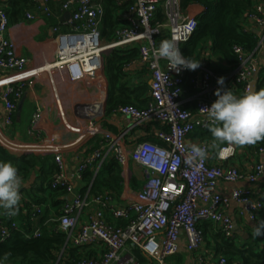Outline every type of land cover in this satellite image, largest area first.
<instances>
[{
  "label": "built area",
  "instance_id": "1",
  "mask_svg": "<svg viewBox=\"0 0 264 264\" xmlns=\"http://www.w3.org/2000/svg\"><path fill=\"white\" fill-rule=\"evenodd\" d=\"M118 4L130 2L120 15L125 24L115 31L116 38L107 42L101 33L104 9L99 1L65 0L61 12H69L67 23L72 27L68 33L56 36L57 51L55 62L63 63L69 78L73 81L85 77H96L103 71V52L117 47H137L138 60L150 71L149 98L145 107L120 105L115 109L128 117L131 126L141 121L154 119L161 124L155 134L160 143L139 141L128 154L123 144L124 133L118 135L106 132L99 146L85 159L81 160L74 174L80 180L85 169L94 165L96 174L101 163L111 156L121 167L128 160L136 163L143 174V184L134 191L128 202L119 204L118 197L111 193L92 194L91 183L83 190L74 191L73 183L63 173L62 159L54 156L57 172L53 175L52 187L62 186L65 199L60 215L54 219L56 228L66 235V243L75 247L100 245L103 252L97 259H82L72 264H138L133 253L138 250L152 264H166V259L177 252V242L184 236L189 251H196L204 238L199 226L202 222L217 225L226 236L233 235V221L223 212L230 201L220 195L216 189L219 180L236 182L247 180L256 183L264 173V159L254 164L249 173L242 172L236 166L210 164L208 158H198L189 163L193 155L188 139L196 127L205 128L211 124L206 110H201L217 99L215 90L221 87L218 76L206 60L196 70L181 68L179 72L170 69L167 60L153 55L158 48L156 38L167 31L170 39L178 46L187 41L197 27L198 10H183L180 0H117ZM40 9L45 15L50 11L43 0ZM161 8L162 16L157 17ZM36 15L27 12L26 18ZM8 18L0 9V71L20 72L26 64L24 57L18 56L14 44L4 37L8 28ZM256 25L260 28L257 44L253 51L247 52L241 46H234L237 66L225 76L224 85L234 78L244 84L243 91L250 90L252 80L258 76V52H264V3L257 4L248 14L244 28ZM251 31V30H249ZM26 78L23 75L6 76L0 80V100L7 113L5 124L11 122L12 112L22 95L21 86ZM17 83V84H16ZM185 83L193 90L191 100L195 99V110L185 107L190 99H184ZM223 85V87H224ZM40 118L39 111L32 117V125ZM197 146L209 148L206 143ZM235 153V146L228 144L219 148L218 158L226 161ZM264 156V148L256 153ZM67 195H70L69 197ZM231 199L245 206L248 217L256 221L259 211L264 208L262 200L251 199L249 193L236 189ZM255 205V207L253 206ZM42 207L32 204L31 220L41 213ZM83 215L86 220L81 221ZM126 220L125 225L109 223L107 217ZM12 229L22 230L15 221L0 222V241H3ZM28 237L40 236L39 228ZM216 264H242L220 257Z\"/></svg>",
  "mask_w": 264,
  "mask_h": 264
},
{
  "label": "crops",
  "instance_id": "2",
  "mask_svg": "<svg viewBox=\"0 0 264 264\" xmlns=\"http://www.w3.org/2000/svg\"><path fill=\"white\" fill-rule=\"evenodd\" d=\"M36 1L41 4V8L44 6L43 0ZM61 5L59 7L54 1L52 7H48L49 15L43 14L41 10H30V13L36 15L34 18L27 19L25 15L23 20L9 24L4 32V37L14 44L17 55L24 57L26 64L20 72L0 71V80L6 76L15 77L17 75H23L27 80L21 86L22 95L12 112L9 125L5 124L7 113L0 100V144L17 155L33 152L45 159L54 160V156L59 154L62 159L63 173L73 183L74 191H79L85 187L82 186L81 179L77 180L74 176L77 167L81 160L99 146L106 132L116 135L124 133L123 144L130 155L132 147L139 141L146 140L159 144L155 134L161 128V124L154 119H149L130 127L129 118L115 112L120 105L107 111L110 83L104 69L96 77H85L73 81L69 78L65 65L55 62L57 34L68 33L72 29L67 23L66 12H61ZM187 10H198L200 13L202 7L191 5ZM246 28L256 34L260 31L256 25H247ZM109 51L110 49L103 53V57ZM256 59L259 66L257 75L264 74V52H258ZM203 60H206L212 69H218L221 75L226 74L225 63L212 56L209 48L201 51L200 63ZM125 71L128 72L131 90L138 85L145 88L140 96L134 99L135 105H132L139 108L145 107L149 98L150 71L137 57L125 67ZM184 87L186 91L182 96L184 99H190L185 104V107L190 109L195 105V99L191 100L194 92L188 83H185ZM224 88L238 96L232 85L226 84ZM1 90L2 88H0V93ZM132 95L134 96L133 93ZM214 98H217L215 94ZM36 111H39L40 118L35 125H32L31 120ZM201 141L198 136L191 134L187 142L191 145H198ZM211 142H205L209 148L207 158L210 164L236 166L242 172L249 173L254 164L264 159V156L234 145V155L223 161L218 158V150L228 143L213 148V141ZM110 159L112 157L108 156L105 161ZM93 168L94 165L89 167L91 171ZM121 169L123 181L118 198L119 204H125L131 194L141 188L144 179L142 169L131 160H128ZM35 177L36 174H33L23 183L22 188H28ZM215 189L220 195L230 199L228 205L223 208V212L232 219L233 235L231 238L235 246H240L249 239L256 221L249 219L243 204L230 197L234 190L239 189L249 193L253 200L264 199V173L254 184L245 179L236 182L219 180ZM43 207L44 210L48 208L51 215L55 216L54 208L50 206V203L43 204L42 210ZM84 220H86V215L81 218V221ZM203 230L204 238L196 251L187 249L186 240L181 235L177 242V252L166 259V264H216L218 259L223 257L217 246L220 230L212 223H207ZM127 251H131L135 256L136 249ZM138 264H152V261L142 255Z\"/></svg>",
  "mask_w": 264,
  "mask_h": 264
},
{
  "label": "trees",
  "instance_id": "3",
  "mask_svg": "<svg viewBox=\"0 0 264 264\" xmlns=\"http://www.w3.org/2000/svg\"><path fill=\"white\" fill-rule=\"evenodd\" d=\"M54 1L60 7L65 0H46V5L52 7ZM99 2L104 9L101 24L102 36L107 42L113 41L116 38L115 31L125 24L120 15L127 9L130 2L123 4H118L117 0H100ZM260 3H264V0H180L183 10L191 5L202 7V11L196 17V30L187 41L179 45L182 54L199 61L201 51L209 48L212 56L225 63L227 71L225 75H227L238 64L233 47L241 46L247 52H251L257 44V35L243 28L247 14ZM0 9L5 12L8 24H13L23 20L30 10L40 11L41 4L36 0H0ZM161 16V8H159L157 17ZM164 39H170L167 31L162 37L156 38V44L160 45ZM137 55V47H117L104 55V70L110 83L107 111H111L118 105H135L134 99L145 90L142 85L131 90L128 72L125 71V67ZM225 75H219V77H225ZM230 85L238 97L244 94L242 82L233 78ZM261 88H264V74L260 73L255 91ZM190 109L194 111L195 105ZM209 126L196 127L192 134L198 136L202 140L201 143H212L213 137ZM241 147L249 152L257 153L260 148H264V140L254 145ZM0 161H11L17 167L23 183L36 174L33 183L28 188L20 190L22 199L18 214L9 216L0 209V222L15 221L22 229H12L9 235L0 241V264H72L82 259H97L101 255L103 248L100 245L75 247L66 243V235L55 229L56 222L50 220L56 219L61 214L60 208L66 192L62 186L52 187L53 175L58 171L54 160L45 159L33 152L17 155L0 144ZM121 170V166L114 159L104 160L96 174L89 168L83 171L82 186L85 187L91 183L92 194L111 193L114 197H118L123 181ZM261 200L264 202V199ZM48 203L54 208L55 216L51 215L48 208L44 210L43 207L42 214L37 215L36 223L32 221V204L42 207L43 204ZM107 220L114 225H125L127 222L111 216H108ZM261 220H264V208L258 213L256 225ZM207 223L210 222H202L199 226L203 229ZM35 228H39L40 236L28 237L26 234H31ZM253 229L249 239L240 246H235L231 237H226L219 231L217 246L221 254L230 261L237 259L242 264H264V235L254 236ZM135 252L139 261L142 254L137 250ZM6 254L7 259H5Z\"/></svg>",
  "mask_w": 264,
  "mask_h": 264
},
{
  "label": "clouds",
  "instance_id": "4",
  "mask_svg": "<svg viewBox=\"0 0 264 264\" xmlns=\"http://www.w3.org/2000/svg\"><path fill=\"white\" fill-rule=\"evenodd\" d=\"M153 55L167 60L170 69L177 72L181 68L194 71L200 67V61L185 57L172 39L162 40L159 47L154 49ZM224 79L219 77L217 80L221 86L214 93L217 99L210 107L201 109L207 111L211 121L209 131L213 137L212 147L218 148L225 143L237 146L254 145L264 140V88L245 91L238 97L223 87ZM191 151L193 155L189 157V163L197 158L201 161L207 158L206 148L193 145ZM22 185L23 180L17 167L11 161H0V209L5 214H18ZM253 235H264V220L254 226Z\"/></svg>",
  "mask_w": 264,
  "mask_h": 264
},
{
  "label": "water",
  "instance_id": "5",
  "mask_svg": "<svg viewBox=\"0 0 264 264\" xmlns=\"http://www.w3.org/2000/svg\"><path fill=\"white\" fill-rule=\"evenodd\" d=\"M65 15H66V17H69V12H66ZM107 50H108V49H106L103 53H105ZM257 78H258V76H256V77L252 80V82H251V84H250V85H251L250 90L255 91V89H256V83H257ZM29 148H30V147H29ZM26 150H30V149H26Z\"/></svg>",
  "mask_w": 264,
  "mask_h": 264
},
{
  "label": "rangeland",
  "instance_id": "6",
  "mask_svg": "<svg viewBox=\"0 0 264 264\" xmlns=\"http://www.w3.org/2000/svg\"><path fill=\"white\" fill-rule=\"evenodd\" d=\"M159 8H160V7H159ZM214 72L216 73V75H217L218 77H219V75H221L218 69H217V70L215 69Z\"/></svg>",
  "mask_w": 264,
  "mask_h": 264
}]
</instances>
